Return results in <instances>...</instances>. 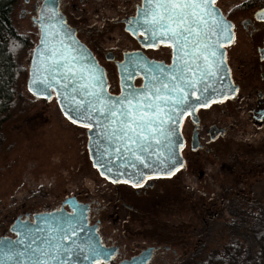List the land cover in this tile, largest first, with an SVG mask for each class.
Listing matches in <instances>:
<instances>
[{
	"label": "flooded vegetation",
	"instance_id": "1",
	"mask_svg": "<svg viewBox=\"0 0 264 264\" xmlns=\"http://www.w3.org/2000/svg\"><path fill=\"white\" fill-rule=\"evenodd\" d=\"M232 1L216 0V7L235 27L240 22L243 27L240 44L234 39L222 47L226 83L238 91L223 102L212 98L217 102L182 118L180 158L184 167L172 177L146 180L143 188L112 183L95 168L100 178L88 186L83 180L72 191L66 189L47 202L26 197L13 200L0 210V238L17 239L22 222L32 228L50 225L59 236L62 214L80 215L78 226L87 222L93 235L78 229L73 238L77 243L91 239L103 246L106 254L97 258L98 264H213L216 250L208 247L216 227L225 223L218 219L229 213L240 225L246 215L264 213V187L254 188L264 185V61L257 52L264 48V21L255 16L264 8V0ZM23 2L28 8L20 12L37 29V45L41 32L36 7L44 0ZM59 3L67 25L103 67L111 94L119 95L120 71L137 53L165 65L171 63L173 50L166 44L145 47L139 32L133 35L126 30V20L135 16L141 0ZM247 5L257 6L240 22L232 19L234 10L243 11ZM143 80L138 73L131 83L140 86ZM71 181L65 179L66 184ZM247 202L255 204L246 213ZM70 205L77 207L75 212Z\"/></svg>",
	"mask_w": 264,
	"mask_h": 264
},
{
	"label": "snow or ice",
	"instance_id": "2",
	"mask_svg": "<svg viewBox=\"0 0 264 264\" xmlns=\"http://www.w3.org/2000/svg\"><path fill=\"white\" fill-rule=\"evenodd\" d=\"M36 11L41 39L29 91L47 99L55 91L72 124L100 130L93 166L112 183L143 188L146 180L172 177L184 167L178 153L183 145L177 139L182 118L217 102L212 97L223 102L238 91L224 82L226 74L221 75L226 63L219 52L221 41L235 39V26L219 13L216 0H141L135 16L126 20V30L133 35L139 32L145 47L166 44L173 50L172 59L165 65L137 53L124 65V88L118 96L105 91L102 69L95 62L86 63L91 59L90 53L85 55L87 49L73 46L78 41L64 20L59 0H44ZM255 16L264 21V9ZM257 52L264 61V48ZM137 71L145 80L140 86L130 83ZM125 176L128 179L121 181ZM65 216L59 236L50 225L32 228L22 222L17 239L0 238V264H80L81 260L98 264L106 250L91 239L77 243L73 237L78 226L72 222L81 217Z\"/></svg>",
	"mask_w": 264,
	"mask_h": 264
},
{
	"label": "rangeland",
	"instance_id": "3",
	"mask_svg": "<svg viewBox=\"0 0 264 264\" xmlns=\"http://www.w3.org/2000/svg\"><path fill=\"white\" fill-rule=\"evenodd\" d=\"M256 6L247 5L243 11L234 10L231 17L240 22ZM24 7L28 8V5L23 0H17L11 20L17 33L28 37L30 46L24 54L20 52L17 56L24 76L18 80L15 104L9 107L0 122V210L23 197L47 202L61 196L66 189L72 191L83 180L88 186L89 181L100 178L87 154L86 129L72 124L62 114L55 96L47 99L27 90L29 60L37 43L38 31L29 17L21 14L20 10ZM242 29L240 22L235 27L237 45L243 40ZM239 48L243 51V45ZM67 177L70 181L74 180L66 184ZM261 187L264 185L254 188ZM254 204L245 203L246 213L249 205ZM259 217L264 218V213ZM255 218L257 216L246 215L242 218L243 223L241 221L238 225L239 220L234 223L230 214L225 213L218 219L225 222L224 227H216L208 249L220 250L231 239H242L237 234L250 231Z\"/></svg>",
	"mask_w": 264,
	"mask_h": 264
},
{
	"label": "trees",
	"instance_id": "4",
	"mask_svg": "<svg viewBox=\"0 0 264 264\" xmlns=\"http://www.w3.org/2000/svg\"><path fill=\"white\" fill-rule=\"evenodd\" d=\"M17 0H0V122L15 104L18 80L24 70L17 60L30 46L28 37L17 33L12 24L13 7ZM252 229L231 239L216 250L213 264H264V218L257 216Z\"/></svg>",
	"mask_w": 264,
	"mask_h": 264
},
{
	"label": "water",
	"instance_id": "5",
	"mask_svg": "<svg viewBox=\"0 0 264 264\" xmlns=\"http://www.w3.org/2000/svg\"><path fill=\"white\" fill-rule=\"evenodd\" d=\"M264 9V8H263ZM219 11V13H221L220 12V10H218ZM230 22V21H229ZM231 23V22H230ZM39 28H41V24L39 23ZM72 30V29H71ZM72 33H73V36H74V38L78 41V44L77 45H73L74 47H78L79 45H83L84 46V48H86L87 49V52L85 53V55H88L89 53H90V56H91V59H89V60H87L86 61V63L87 64H92L93 62H95V64L100 68V69H102V71H103V74H104V80L106 81V85H107V79H106V75H105V71H104V69H103V67L100 65V64H98V62H97V60H96V58L93 56V54H92V52L83 44V43H81L77 38H76V36L74 35V32L72 31ZM40 39H41V33H40V38H39V41H40ZM39 41H38V44L34 47V49H33V51H32V55H31V59H30V62H29V66H28V78H27V81H26V87H27V90L29 91V84H30V79H31V74H32V70H33V62H34V60L35 59H37V54H36V52H35V49H37V47L39 46ZM65 43L67 44V43H70V41H68V40H65ZM221 43L222 44H226L224 41H221ZM219 52H222L223 53V49L222 48H220L219 49ZM131 58V57H130ZM129 58V59H130ZM225 67V71L224 72H222L221 73V75H225L226 74V76H225V83L227 82V72H226V66H224ZM131 70V69H130ZM140 74V75H142L143 76V73L142 72H140V71H137V74ZM136 74V75H137ZM124 71H120V84H121V90L124 88V83L122 82L123 80H124ZM130 83H131V81H130ZM145 83V80H143V84ZM132 84V83H131ZM105 91L107 92V93H109V94H111L109 91H108V88L106 87V89H105ZM30 92V91H29ZM121 92V91H120ZM30 93H32L33 94V92H30ZM198 93V95L200 94L199 92H197ZM120 94V93H119ZM55 96V98H56V101H57V104H58V106H59V108H60V110H61V112H62V114L64 115V112L62 111V106H61V104L59 103V101H58V99H57V96H56V92L55 91H53L52 92V96ZM111 95H113V96H118V95H114V94H111ZM37 96V95H36ZM38 97H44V96H38ZM46 98V97H45ZM212 98H216V97H212ZM194 100V99H193ZM65 116V115H64ZM66 117V116H65ZM94 123V122H93ZM79 125V124H78ZM100 133V130L98 129V128H94L93 130H88L87 129V141H86V148H87V153H88V157H89V159L91 160V163H92V165H93V163H94V160H95V155H94V152H95V148H96V143H95V141L97 140V137H98V134ZM177 139L179 140V142L182 144V138H181V135H180V132H179V136L177 137ZM90 141H92V143H90ZM178 153H179V157H180V148L178 147ZM181 159V158H180ZM96 169H97V167H95ZM98 170V169H97ZM114 171H115V168H114ZM145 171H148V170H145ZM98 172L100 173V171L98 170ZM105 177V176H104ZM106 178V177H105ZM121 179V181L123 180V179H128V177L127 176H125V177H122V178H120ZM71 206V205H70ZM69 208H72V206L71 207H69ZM79 209H80V207H78ZM72 209H77V207H75V206H73V208ZM76 216H80V215H76ZM80 225L82 226V228H83V232L85 231V232H90L92 235H93V229L92 228H89V226H87L88 224H87V222L86 223H81L80 222ZM72 226L73 227H77L78 226V223L76 222V221H73V224H72ZM80 228V226H78V229ZM81 232V231H80ZM82 232V233H83ZM74 239V238H73ZM101 241H103V239L101 238ZM81 263H84V261L83 260H81V262H80V264Z\"/></svg>",
	"mask_w": 264,
	"mask_h": 264
}]
</instances>
